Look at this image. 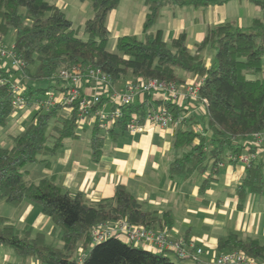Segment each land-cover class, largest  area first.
Masks as SVG:
<instances>
[{"label":"trees","instance_id":"16d2710c","mask_svg":"<svg viewBox=\"0 0 264 264\" xmlns=\"http://www.w3.org/2000/svg\"><path fill=\"white\" fill-rule=\"evenodd\" d=\"M81 1L90 5L93 14L84 24V38L65 11L49 0H0V38L14 31V50L25 64L21 73L32 82L24 91L28 104L36 98L44 99L53 88L36 87V81H56L57 88L66 90V83L54 78L63 68L94 67L108 75L113 84L128 78L182 84L185 79L181 73L194 75L205 79L200 89V97L205 101L204 115L193 116L189 126L178 129L175 145L184 149V154L171 165V176L213 173L225 163L237 161L231 156L255 151L248 140L264 133V0H247L262 12L249 27L229 22L212 28L194 51L188 48L185 32L166 42L160 32L153 34L151 29L167 6L206 7L212 0H144L147 14L143 39L121 36L116 51L108 48L111 33L107 17L121 0ZM228 1L231 0L221 2ZM206 49L214 52L211 65L203 56ZM8 89L9 85H0V128L16 112ZM77 104L60 103L40 109L24 130L11 137V146H0V201L38 204L59 229L63 248L47 243L45 234L31 227L17 230L3 217L0 244L26 260L37 259L40 264H78L80 248L85 254L82 264H198L173 251L152 252L116 236L92 245L93 230L101 223L125 219L133 226L162 230L167 222V215L145 209L121 185L113 198L90 203L83 195H72L63 189L54 178L27 181V165L47 162L44 158L56 155L65 140L77 138ZM166 107L176 115L184 112L171 103H166ZM67 108L71 111L65 117L63 112ZM123 110L125 115L115 127L123 131L130 113H146L144 103H134ZM197 126L203 132L194 128ZM107 132L99 121L95 123L91 137L95 159L102 153ZM210 178L211 175L205 184ZM247 188L264 191V163L257 158L247 165L239 193L243 195ZM218 247L225 253L243 252L264 261V245L254 238L230 234L220 240Z\"/></svg>","mask_w":264,"mask_h":264},{"label":"crops","instance_id":"0c3cea01","mask_svg":"<svg viewBox=\"0 0 264 264\" xmlns=\"http://www.w3.org/2000/svg\"><path fill=\"white\" fill-rule=\"evenodd\" d=\"M221 1L223 0H212L206 7L167 6L161 11L151 32H160L166 42H171L185 32L188 48L194 51L195 45L204 40L210 29L229 22L240 27H249L254 18L262 15L261 10L247 0H231L224 3ZM131 2L127 14L135 13L134 16L127 15L125 19L120 17L118 8L121 1L118 7L112 10V15V11L108 14L107 26L111 37L114 35L115 44L118 38L124 35L140 39L144 37L143 26L147 7L144 0ZM61 3L56 5L66 11L67 3ZM241 8H244V14ZM7 36L0 40L7 48L14 47L15 36L6 43ZM203 56L208 65L213 63L212 50L206 49ZM0 71V75L7 77L11 82L25 87L32 84L21 72L15 71L8 57L0 56ZM181 74L185 81L179 85L199 78ZM129 80L132 79L128 78L113 85L121 89ZM56 83L53 81L51 86L59 95L56 96L51 89L44 98L53 95L58 101L61 100L64 91L57 88ZM82 90L86 96L97 92L95 86L87 81L83 83ZM35 100L37 98L13 114L14 121L7 131L0 128V146H3L2 137L7 139V144L3 147L11 146V137L24 130L35 112L40 110ZM134 103H144L146 112L166 107V103H171L183 108V113L190 115L189 119L204 115V107L184 97H181L180 102L172 103L166 101L163 95L147 93L136 96ZM96 108L108 113L112 110V103L105 98L103 104ZM70 111L67 108L63 116H68ZM189 119L185 124L167 128L147 124L145 132L137 134L123 131L119 127L112 128L105 135L100 157L95 159L91 145L95 119L90 118L79 124L77 138L65 140L56 155L44 158L47 162L27 165L26 179L29 182H39L46 177L54 178L63 189L72 195H83L90 203L113 198L117 187L121 185L133 194L145 209L161 216L167 215L164 228L156 231H166L171 241L184 240L187 244L194 243L195 247L203 249L201 255H196L201 264H209L213 258L226 252L221 251L218 245L221 239L230 234H237L241 238H254L264 245V191L261 193L247 188L243 195L239 193L247 170L245 162L237 160L225 163L213 173L207 171L204 174L195 172L188 176H171V165L177 157L184 154V149L175 145L177 131L180 127L189 126ZM194 128L202 131L200 126ZM248 141L253 140L250 138ZM257 159L264 163V153H260ZM209 175L211 178L205 184ZM0 217L7 219L17 230L31 227L35 232H42L47 243L63 248L59 229L36 203H11L2 200ZM139 246L158 252L155 243L150 240ZM82 252L84 253V249L80 248L77 260ZM191 254H195L192 248ZM8 263L40 264L37 259L26 260L18 256L13 249L0 244V264ZM183 263L191 264L189 261Z\"/></svg>","mask_w":264,"mask_h":264},{"label":"built area","instance_id":"2783aa9c","mask_svg":"<svg viewBox=\"0 0 264 264\" xmlns=\"http://www.w3.org/2000/svg\"><path fill=\"white\" fill-rule=\"evenodd\" d=\"M0 56L8 57L11 60L15 71L21 72L25 66L14 47L7 48L0 40ZM54 78L66 83V90L60 101L53 95L44 99L35 100L39 109H49L57 104L72 105L77 104V115L79 124L90 118L99 121V126L109 131L115 128L120 119L124 117L123 108L134 104L136 96L140 94L156 93L163 95L165 100L172 103L180 102L181 97L190 99L203 107L204 100L200 97V89L204 83V78L200 77L191 82L179 85L178 83L165 82L158 79H134L129 80L126 85L117 89L114 87L111 78L100 69L94 67L75 66L63 68L58 71ZM87 81L95 86L97 92L92 96H86L82 90L83 83ZM0 85H9L8 91L11 93L12 106L16 111L22 110L28 105L25 98V86L11 82L7 77L0 75ZM103 98L112 103V110L108 113L97 109ZM188 113L176 115L171 109L162 106L149 110L144 115L136 112L130 113L126 123V130L132 134L143 133L147 124H155L161 128L172 125L183 124L189 119ZM201 132L200 129H196ZM252 146L254 152H249L241 156L230 157V159L240 160L247 165L255 160L260 153H264V133H257L253 137ZM116 236L126 242L140 245L144 241L155 243L159 252L170 250L182 259H192L201 264L196 255H201L203 249L195 247L194 243L187 244L184 240L171 241L166 231H156L144 226H133L125 219L114 222L101 223L95 227L92 233V245L102 242L109 237ZM191 248L195 254H191ZM85 254L82 252L78 259V264H82ZM209 264H264V261L257 260L243 252H228L213 258Z\"/></svg>","mask_w":264,"mask_h":264},{"label":"rangeland","instance_id":"374dc122","mask_svg":"<svg viewBox=\"0 0 264 264\" xmlns=\"http://www.w3.org/2000/svg\"><path fill=\"white\" fill-rule=\"evenodd\" d=\"M50 2H54L55 4H64L65 2L67 3L68 7L66 9V14L67 16L70 18V20L73 22L74 24V28L77 29L78 31V34L84 38V24L86 22L87 19H89L90 17H92V11L90 9V5L87 3V2H82L81 0H49ZM131 0H121V3L119 5V8L120 10L119 11V14H120V17L122 19H125L128 15V17H132L134 16L135 13L133 14H127L128 12V9H130V3ZM241 11L242 13L244 14V8H241ZM113 11L110 13L112 15ZM237 13V11H236ZM112 17V16H111ZM136 19V18H135ZM14 35V31H10L8 36H7V41L6 43H9V41L11 40V38L13 37ZM116 40L114 38V35L112 34V37L110 39V42H109V45H108V48L109 50L111 51H116V44H115ZM34 71V69H33ZM52 82L51 81H48V80H40V81H36L33 83V85H35L36 87H39V88H49L51 86ZM119 89V88H118ZM52 92L58 96L59 93L56 91V89L52 88ZM14 119H13V115L12 117L10 118L9 122L7 123V125H5L4 127L2 128H5L7 131V129L10 128V126L12 125ZM2 139V145L5 146L7 144V139L4 137L1 138ZM176 262H178L176 260Z\"/></svg>","mask_w":264,"mask_h":264}]
</instances>
